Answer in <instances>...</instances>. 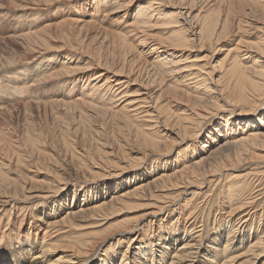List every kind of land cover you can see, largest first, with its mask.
Masks as SVG:
<instances>
[{"label":"rangeland","instance_id":"rangeland-1","mask_svg":"<svg viewBox=\"0 0 264 264\" xmlns=\"http://www.w3.org/2000/svg\"><path fill=\"white\" fill-rule=\"evenodd\" d=\"M160 1L153 0L152 3L150 1L148 3L147 0H0V172L1 175L6 176L3 180L0 177V196L3 193V197H0V264H31L32 257H35L33 255L36 253L39 255L41 251L46 249L48 252L43 256L45 262L37 264H67L66 254L75 252V248L71 245L80 240L81 237L87 240L85 238L88 235L87 233L103 231L109 227L110 223L112 226L131 217L136 219L146 209L143 208L145 207L144 204L148 205L152 202L148 198L145 201L137 198H126L127 203L132 202L133 205L136 201V204L134 203L136 207H141L138 210L129 207V210L133 209L132 211H128V208L120 209L119 212L121 210L122 212L113 214L107 220L106 217H103L105 216L103 215L104 212H102L103 214L100 212V214L91 218L89 214L75 215L59 222L55 227L48 225L50 219L60 220L72 207L78 209L85 203L90 205L94 199L111 196L115 192L122 193L140 181H148L155 173L167 170L172 172L177 167L195 165V161L204 158H207L206 163L197 167V171L202 172L203 175L196 182V186H193L186 195H182L183 197H179L180 205L176 204L168 207L170 209L168 216L166 214L163 216L166 217L165 220H162V226L164 227H161L160 231L166 235L164 237H169V241L164 238L163 243L169 242L170 244H168L169 250L166 251L165 255L162 254L161 257V253L158 251L161 247V241L156 238L151 228V226L157 227L159 220L149 225L147 222L149 219L143 218L144 221H141L145 227L148 228L149 226L145 237L137 241L134 240L135 242L129 244L128 238H136L142 233L140 230H135L136 227L132 229L134 231L125 233L122 236L115 235L103 247L98 249H96L97 246L95 247L92 255L89 256V258L95 259L91 264H119L124 253L129 256L127 264H168L177 248L179 251L183 250L182 246L185 241H190V246L197 245V247H200L194 264H223L225 261L229 264H264V247L263 253L256 258V261L248 263L245 262L248 257H244V255H247L245 250L248 248L249 242L262 236L264 232V155L252 159L245 154L239 161L234 159L235 154L234 148H231L232 146L222 149L226 141H232V132L240 129L237 124H233V126L237 125L238 127L231 128V120H233L235 113H240V108H236V112H230L231 107L228 106L217 111V114L209 117L204 123L202 134L194 136L192 133L195 134V129H189L192 130V133L189 130L187 133H182L183 131H180L183 130L182 127L179 128L173 123L178 120L179 113H183L185 109H189V113L190 110L194 111V108L196 111H200V109H204L205 105L214 109L217 101H213L215 99H211L212 96L208 92L204 93L202 90L200 93H196L192 91L193 89L189 90L191 94H201L204 97L203 102H200V104L194 101L193 97L195 96L193 95L192 101L186 96V93L185 97L181 93H175L172 90H169V94L168 91L167 94L164 93L166 96L163 99L165 102L169 100V106L171 107L167 106V108L169 107L172 116L168 114L170 120L168 119L166 124L168 123L169 127L165 123H160V126H158L159 124L156 123V125L155 122L149 120V117L143 116V114L139 115L141 116L140 119L138 117V119L128 118L132 113L122 106L124 104H122V98H124L125 93L122 89L120 95V91L112 82L111 77L115 72H119L124 62L123 57L120 56V51L122 52L120 46L130 45L131 56L141 54V60L148 61L149 65L147 64V66L149 69L145 68V65V70L141 68V71L137 65L134 66L135 68H130L128 65L130 69L128 66L126 67L125 74L130 73L133 69V73L140 74L138 77L141 78L140 82L138 81L139 84H129L127 88L129 99L135 98L134 93L140 89V86L145 87L143 83H147V81L152 82V84L149 82L150 86L153 90L158 91L179 85L181 73L173 72L174 74H169L166 73V68H160L161 65L155 67L152 62L158 55L146 54L148 50L146 45L144 47V45L138 44L139 38L149 33L152 40L160 41L162 39L168 42L169 39L167 38L173 34L174 29H177L176 26L173 27L169 24V20L172 19V16H175L172 13L176 9L171 4H166L165 8L169 10V13L166 12V16L160 14L154 16L151 19L153 27L147 26V33H144L142 29H133L131 24L134 22V16L139 13L141 8H144L145 12L150 11L156 7V4L158 6ZM213 1L197 0L195 8L202 12L204 10L203 15L209 13L210 16L213 15L212 17L218 16L219 10L222 9V18L225 16L224 14H227L226 11H229L228 5L230 3L228 2L233 0ZM99 2L103 3L99 4ZM179 2L177 1V3ZM212 2L213 4H211ZM234 2L238 3V0H234ZM243 2L259 5L257 11L253 13L255 17L247 15L244 18L254 19L258 22V25L264 24V0H244ZM173 3L174 5L177 4ZM214 3L217 4L215 6L217 11L213 7ZM209 6L211 9H208ZM111 7L114 8L110 9ZM199 10H195L194 14ZM212 11L213 14H211ZM164 22L166 26H163ZM171 22H175V19L173 18ZM230 29L231 25L229 31ZM254 30H250L248 34L240 32L232 35L228 34V36L226 32L222 41L219 40V43L214 42L213 47L208 49L203 47L199 50L197 47L199 45L192 42L186 52L187 54L190 53L192 57L200 59V63H206L208 70L213 68L216 70L209 76L210 78L207 81L209 87H214L215 82L218 84L217 77H220L221 85L223 84L222 86L226 90L224 91L225 96L235 103L241 102L239 107L250 112L248 116L252 124L247 123L246 127L256 125V129L261 126L264 129V103L262 102L260 106L253 105L255 110L250 111V107L253 106L249 103L253 104V102L244 101L243 103L238 93L236 96L237 91L235 87L233 88L234 80L226 72L228 62L232 57L231 54L226 56L228 50L239 41V36L246 38V41H257L261 33L259 31L254 32ZM134 35H138L139 38ZM115 38L116 42L113 40ZM192 46L195 47L192 48ZM118 47L119 49H117ZM263 54L252 51V56L254 55L252 60H257V67L262 68L261 66H263L264 68ZM108 57H110L109 60ZM220 62L223 63V67H221ZM105 65H108V68ZM112 65L113 67H109ZM159 74L161 76H158ZM136 75H132V79ZM154 77H158L159 80L156 79V82ZM144 79L146 81L141 83ZM160 80L161 84L158 82ZM159 85L163 87L158 89ZM231 86L232 90L230 89ZM82 91H85V93L82 94ZM172 94L173 96L175 94L174 98ZM181 96L183 98H180ZM236 97L237 99H235ZM61 98L64 102L69 101V103L53 104L54 101ZM88 103L93 106L91 105V107ZM196 103L200 106L196 105L195 107ZM242 103L247 106H243ZM201 105H203V108ZM127 107L131 109V107ZM198 107L201 108L198 109ZM151 108L153 109V105ZM79 112L81 115L78 114ZM115 114H117L116 117ZM123 114L124 116H122ZM66 118H68V122ZM125 121L130 125L126 124ZM133 121L134 123H131ZM171 121L173 122L171 123ZM68 123L71 129L68 127ZM79 124L84 128L87 127L85 129L83 127L79 128L77 126ZM143 127L144 129H142ZM165 127H168L177 135H165ZM76 128L79 129V134H77L78 129ZM244 128L245 125L242 129ZM121 130L124 131L123 134ZM137 130L156 141L159 139L157 145L158 147L160 145V147L150 146V141L138 137L140 135L137 134ZM120 131L121 133H119ZM85 134L88 135V138ZM83 135L85 136L82 137ZM91 135H93V138L99 135L97 136L99 138L95 137L94 140H91ZM127 135H130V137L128 136V138ZM192 135L193 137H191ZM181 136L182 138L185 137L182 141ZM113 137H116L117 140ZM68 139L72 142V145L69 144L70 141L68 142L69 146L66 144ZM86 139H88V142ZM95 139L97 140L95 141ZM134 140L137 142L134 143ZM98 141L99 143H97ZM103 141L108 142L106 144ZM138 141L143 142L142 144L145 141L147 142H145V146H141ZM64 142L66 146L63 145ZM117 142H120L119 145H123L122 147L125 148L122 152L119 150L122 147H118ZM100 144H102V147ZM138 144H140V147ZM147 145L150 146L149 150L146 147ZM136 146L138 147L136 148ZM142 147L146 148L143 149ZM156 148L159 150L157 151ZM97 149L102 150L101 153ZM92 152L95 155L92 154L90 159ZM258 152L261 155L264 154V152ZM80 156L82 159L83 157L86 158L85 161L84 159L82 161ZM99 156L104 158H102V162H100ZM94 157H96V161ZM90 160L94 162L91 163ZM103 160L108 161V166ZM103 163L105 164L103 168L106 170L102 168ZM223 164L225 165L223 166ZM124 165L126 167H123ZM112 168H115V170H111ZM116 168L120 169L117 170ZM102 174L103 176H100ZM237 175H240L237 178L239 179L238 183L237 179L234 181ZM6 179L7 181H5ZM10 183H12L11 186ZM16 184L18 187L31 184L41 185L44 191L48 190V194L46 197H35L34 199L25 198V194L23 196L20 194L21 198L18 195L13 198L7 196L10 197L7 199L5 195L10 192L8 187L10 186L12 190V186L17 187ZM230 186L232 188L236 186L237 189H240L234 192ZM49 187L51 190H49ZM157 193L161 195L163 192ZM166 193L177 195L174 189ZM155 195L157 194L155 193ZM184 198L187 200L185 201ZM4 200L6 201L4 202ZM248 201L251 203L246 208H251V210L243 212H249L253 220L251 219V222L246 226L247 222L242 223L243 220L240 221L243 213L231 217L230 210L231 207H236ZM143 202L145 203L143 204ZM124 209L127 210L124 211ZM241 210H245V207ZM249 219L250 217L248 221ZM134 223H131V228ZM236 224H239V228L234 232L235 236L233 238L235 240L230 248L224 252L226 240L231 233L230 230ZM46 230H48V234L44 236L43 232ZM50 235H52V238ZM101 241L103 240H98L96 243L98 244ZM150 242H153V244H149ZM152 245H155V247H152ZM151 248L153 251H151ZM140 251L144 253L140 254ZM104 254L109 256L106 260ZM110 258L112 263L109 262Z\"/></svg>","mask_w":264,"mask_h":264},{"label":"bare ground","instance_id":"bare-ground-1","mask_svg":"<svg viewBox=\"0 0 264 264\" xmlns=\"http://www.w3.org/2000/svg\"><path fill=\"white\" fill-rule=\"evenodd\" d=\"M117 1V0H115ZM149 1L152 3L153 0H147V2L149 3ZM177 1L179 3H177ZM216 2V0H214ZM213 1V2H214ZM218 1V0H217ZM236 1V0H235ZM244 1V0H243ZM243 1H239L238 0V3H235L234 0L231 1V2H228L230 3L229 6V11H226L227 14H224L225 16H223L221 18V10H219V15L216 16V17H212L213 15L210 16V14H205L204 15L202 14L204 12L203 9H206V8H203V12L197 8H195V6L197 5L196 2L197 0H161L159 3H158V6L156 4V7L154 5L155 8H152L150 11H147L145 12L144 8H141L139 10V13H137L135 16H134V22H132V27L133 29L135 30H138V29H142L144 31V33L148 31V29H146L147 26H152L153 27V24L152 23V18L154 16H157V15H161V16H166V12L169 13V10L166 9V4L168 5H172L176 11L173 12L172 14H175V16H172V19L169 20V24L170 26H173V27H177V29H174L173 31V34L168 37L167 39H169L168 42H165L164 40H160V41H155V40H152L151 39V34H146V35H143L141 36V38H139L138 35H134L136 37H138L140 40L138 41V44L140 45H146V48L148 49L146 51V54H157L158 57L156 56L155 59L153 60L152 64L157 67V65H161L160 68L162 69H167L166 70V73H181V75L179 76L180 77V82H179V85L177 84L176 87H170V88H164L162 90H153L152 89V86H150V83L152 84V82H148L147 83H143V81H146L145 79L142 80L141 83L144 84L145 87L143 86H140L138 89V91L136 93H134V96L135 98H131L129 99L127 97V94H128V91H127V88L129 87V84H139L141 78H139L138 75H136V73H133V69H131L132 71L130 73H126V67L129 65L130 68L131 67H134V66H139L140 68V71H141V68H143L145 70V68L149 69V67L147 66V64L149 65L148 61H142L141 60V54H137L136 56H131L132 54V50L130 49L131 46L130 45H126L125 47H122L120 46L122 52L120 51V56L123 57V64H122V67H120L119 69V72H115L114 75L111 77L112 78V82L114 83V86L117 87V90L120 91V95H121V90L123 89L125 95H124V98L123 101H122V104L126 103L125 105L123 104L122 106L125 107V109L129 110L132 115L128 116V118H139L141 116L139 115H142L143 116H147L149 117V120L155 122V124H159L158 126H160V123H165L168 121V119L170 120V118H168V114L171 115L172 113H170L169 111V100L167 102L164 101V96H166V92L168 91V94H169V90H172L174 91L175 93H181L183 96L185 95V93L187 94L186 96L189 97V99H192L193 96V99L194 101H197L199 104L200 102H203V99L204 97L201 96V94H191V92L189 90L193 89L192 91H195L196 93H200V91L203 90V92H208V94H210L212 97L211 99H215L213 101H217L216 104L214 105V109L209 107V106H204V109H200L201 107L203 108V105H201V107L198 109L199 110H195L194 108V111L190 110L191 112L189 113V109L188 110H184L183 113H179V117H178V120L173 123V125L177 126L180 128V126L182 127L183 130H180V131H183L182 133H187V131L192 128L195 129V134L192 133L190 130V132L194 135V136H198V135H201L202 134V130L204 129V123L208 120L209 117L217 114V111L219 110H222L225 109L226 107L230 106L231 107V111L230 112H236V108H240V113H235L234 116H233V120H231V128L235 127V126H239L240 129L236 130V132H232V141L229 142V141H226L225 144H223L222 146V149L225 148V147H228V146H232L231 148H234V154H235V158L236 160H241L243 155H249L250 158H256V157H262L264 154H260L258 151H261V152H264V129L263 127H259L258 129H256V125H253L251 127L248 126L246 127V124L249 123V124H252V121H250V118H249V113L248 111L244 110V109H241V107H239V104L241 103H235L233 101H231V99L227 98L225 96V93L224 91L225 88L221 85V80L217 77L218 81L216 84V82L214 83V87H209L208 86V79L210 78L209 76L211 74H213L212 72H216V70L213 68L212 70H208L206 67V63L203 64V63H200V59H196L195 57H192L189 54H187L186 50H189V47H190V43L192 42H196L199 50L200 49H203V47H207L208 48H211L213 47V43L215 42H218L219 40L222 41V38H224V34L226 33V35L228 36V34L232 35V34H237V33H240V32H243L245 34H248V32L250 30H254L255 31H259L261 34L259 35V39L257 41H246V38H244L243 36H239V41L237 43H235V46L230 48L227 52V55H232V57L230 58V61L228 62V69H227V73H228V76L231 77V79H233L234 81V86L233 88L235 87V90L237 91L236 92V96H237V93L238 95L240 96V99L242 100V102L244 103V101H247V102H253V104H250L249 105H256L257 106H260V104H262V102L264 103V68L263 66H261L262 68L260 67H257V60L256 61H253L252 58L254 57V55L252 56V51L253 52H260V53H264V24L261 23L262 25H258L254 19H250V18H244L245 16L247 15H253L254 12L257 11L259 5H256L255 3H250V4H246L244 3ZM105 2V1H103ZM103 2H99L100 3H103ZM146 2V3H147ZM176 5H174V3ZM210 2V1H209ZM213 2L211 4H213ZM222 2V1H221ZM221 2H219L221 4ZM117 4V2H115ZM125 3V2H124ZM173 3V4H172ZM120 4V3H118ZM208 4V3H207ZM199 5V4H198ZM217 4L214 3V9H215V6ZM222 5V4H221ZM225 5V4H224ZM204 6V5H203ZM122 7V6H121ZM170 7V6H169ZM262 7V6H261ZM261 7H260V12L262 11L261 10ZM114 7H111L110 9H113ZM151 8V7H150ZM201 8V7H200ZM208 9H211L210 6ZM228 9V7L226 8V10ZM195 10H199V12H197L196 14H194ZM217 11V9H215ZM206 11H208L206 9ZM205 11V12H206ZM211 11V10H210ZM209 11V12H210ZM215 11V12H216ZM223 11H225L223 9ZM111 13V12H110ZM213 14V11L212 13ZM223 14V13H222ZM255 17V16H254ZM173 18L175 19V22H171V20H173ZM199 18L200 19V22H199ZM166 19V18H165ZM196 19H198L197 23L195 22ZM167 20V19H166ZM262 20V19H261ZM162 21V20H161ZM258 21V19H257ZM168 22V21H167ZM262 22V21H261ZM263 22H264V19H263ZM231 25V29L229 31V27ZM155 26V25H154ZM163 26H166L165 25V22L163 23ZM162 26V27H163ZM157 27V25H156ZM148 28V27H147ZM235 29V30H234ZM133 31V30H132ZM138 32V31H137ZM143 34V33H142ZM255 34V33H254ZM227 38V37H226ZM115 40L116 42V38L113 39ZM151 40V41H150ZM159 40V39H158ZM122 43V41H120ZM219 43V42H218ZM120 44V43H119ZM122 45V44H121ZM124 46V45H123ZM195 47V46H192V48ZM110 48V47H109ZM112 48V47H111ZM115 48V47H114ZM119 49V47L117 48ZM116 49V50H117ZM111 50V49H110ZM109 50V51H110ZM113 50V48H112ZM119 52V51H118ZM111 53V52H110ZM109 53V54H110ZM113 54V53H112ZM119 54V53H117ZM116 54V55H117ZM259 54V53H258ZM111 55V54H110ZM115 55V56H116ZM264 55V54H263ZM207 56V55H206ZM99 57V56H97ZM112 57V55H111ZM114 57V56H113ZM92 58V57H91ZM110 57H108L107 59L109 60ZM118 58V57H117ZM120 58V57H119ZM93 59V58H92ZM116 59V58H114ZM121 59V58H120ZM226 59V57H225ZM119 60V59H118ZM122 60V59H121ZM221 61V60H220ZM100 62V61H99ZM105 62V61H103ZM107 62V61H106ZM111 62V61H110ZM120 62V61H119ZM224 62V61H223ZM113 63V62H112ZM111 63V64H112ZM227 63V62H226ZM99 64V63H98ZM107 64V63H106ZM218 64V63H217ZM101 65V63H100ZM104 65V64H103ZM120 65V64H119ZM146 67H145V66ZM220 65H222L221 67H223V63L220 62ZM92 66V65H91ZM106 66V65H105ZM108 66V65H107ZM106 66V67H107ZM128 66V68H129ZM218 66V65H217ZM109 67H113L112 66H109ZM145 67V68H144ZM220 67V66H219ZM108 68V67H107ZM115 68V67H114ZM129 68V69H130ZM135 68V67H134ZM226 68V66H225ZM115 70V69H114ZM117 70V69H116ZM222 70V69H221ZM226 70V69H225ZM112 71V70H111ZM149 71V70H148ZM154 71V70H153ZM122 72V73H120ZM124 72V73H123ZM137 72V71H136ZM146 72V71H145ZM151 72V70H150ZM152 73V72H151ZM173 73V74H174ZM221 73V72H219ZM136 75L135 78L132 79V75ZM144 74V73H143ZM150 74V73H149ZM142 75V74H141ZM222 75V74H220ZM122 76V77H121ZM124 76V77H123ZM158 76H161L160 74ZM168 76V75H167ZM172 76V75H171ZM222 77V76H221ZM143 78V77H142ZM151 78V76H150ZM155 78V77H154ZM224 78V77H223ZM222 78V79H223ZM148 79V77H147ZM158 79L155 78V80ZM161 79V77H160ZM228 79V77H227ZM149 80V79H148ZM154 80V81H155ZM159 80V79H158ZM166 80V79H165ZM213 80V79H212ZM139 81V82H138ZM228 81V80H227ZM157 82V80H156ZM156 82H155V85H156ZM160 82L161 84V80L158 81ZM166 82V81H165ZM232 82V81H231ZM230 82V83H231ZM149 83V85H148ZM223 83V81H222ZM225 83V82H224ZM162 84H163V78H162ZM226 85V84H225ZM231 85V84H230ZM229 85V86H230ZM168 86V85H167ZM173 86V85H172ZM227 86V85H226ZM143 87V88H142ZM155 87V86H154ZM160 85L158 86V89H159ZM163 86H161L160 88H162ZM209 89V90H208ZM229 89V88H228ZM232 90V86L230 88ZM136 90V88H135ZM134 91V89H133ZM188 91V92H187ZM234 91V89H233ZM85 93V91L83 92L82 91V94ZM131 93V92H130ZM164 93H166L164 95ZM184 93V94H183ZM229 93V92H228ZM231 93V92H230ZM234 93V92H233ZM89 94V93H87ZM123 94V93H122ZM69 95V94H68ZM171 95V93H170ZM179 95V94H178ZM191 95V96H190ZM193 95V96H192ZM130 96V95H128ZM133 96V95H132ZM173 96V94H172ZM171 96V97H172ZM175 96V94H174ZM173 96V98H174ZM180 96V95H179ZM230 96V95H229ZM233 96V95H232ZM127 97V98H125ZM178 97V96H177ZM185 97V96H184ZM220 97V98H219ZM235 97V96H234ZM172 98V99H173ZM176 98V97H175ZM180 98H183L182 96ZM239 98V97H238ZM63 98H61L60 100H57V101H54L53 104H67L69 103L68 102H64L62 100ZM121 99V100H122ZM184 99H187V98H184ZM183 99V100H184ZM192 99V101H193ZM210 99V98H209ZM237 99V97L235 98ZM182 100V99H181ZM188 100V99H187ZM153 101V102H152ZM189 101V100H188ZM211 101V100H210ZM236 101V100H234ZM154 104H152V103ZM165 102V103H163ZM246 102V103H247ZM255 102V103H254ZM261 102V103H259ZM92 103V102H91ZM191 103V102H190ZM195 103V102H193ZM198 103H196L194 106L196 107V105H199ZM212 103V101H211ZM242 105L245 107L247 106L246 104H243ZM50 104V103H49ZM90 105V103H88ZM153 105V109L151 108V106ZM203 104H206V103H203ZM209 104V103H208ZM92 105V104H91ZM90 105V106H91ZM193 105V104H192ZM93 106V105H92ZM91 106V107H92ZM127 106L131 107L128 108ZM167 106H169L167 108ZM200 106V105H199ZM241 106V104H240ZM95 107V105H94ZM244 107V108H245ZM89 108V107H88ZM156 110H155V109ZM243 108V107H242ZM90 109V108H89ZM109 109V108H108ZM254 111L255 110V106L253 107H250V111ZM110 111V110H109ZM203 111V112H202ZM226 111V110H225ZM229 111V110H228ZM99 112L102 113V111L99 110ZM108 112V111H107ZM113 112V111H112ZM116 112V111H115ZM114 112V113H115ZM76 113V112H75ZM87 113V111H86ZM111 113V111H110ZM80 114V112L78 113ZM127 114V113H126ZM74 115V114H73ZM72 115V116H73ZM81 115V114H80ZM90 116V115H89ZM117 116V114H115V117ZM124 116V114L122 115ZM132 116V117H131ZM172 116V115H171ZM229 116H231L229 114ZM60 117V116H59ZM146 117V119H147ZM82 118V117H81ZM125 118V117H124ZM137 118V119H138ZM143 118V117H142ZM59 119V118H58ZM67 119V122H68V118ZM65 119V120H66ZM123 119V118H122ZM127 119V117H126ZM125 119V120H126ZM140 119V118H139ZM175 119V117H174ZM62 120V119H61ZM64 120V121H65ZM79 120H80V117H79ZM143 120V119H142ZM148 120V121H149ZM228 120V119H227ZM88 121V120H87ZM131 121V120H130ZM89 122V121H88ZM173 121H171L172 123ZM66 123V122H65ZM126 123V121H125ZM131 123H134L131 122ZM140 123V122H139ZM144 123V121H143ZM63 124V123H62ZM67 124V123H66ZM77 124V122H76ZM126 124H129L130 123H126ZM156 124V125H157ZM168 124V123H167ZM166 124V125H167ZM233 124H237L235 126H233ZM74 125V124H73ZM84 125V124H82ZM121 125V124H120ZM151 125V124H150ZM245 125V128H243V126ZM79 128L80 127H83L81 126V124L77 125ZM126 126V125H124ZM133 126V125H132ZM136 126V125H135ZM153 126V125H152ZM168 126V125H167ZM237 126V127H238ZM259 126V125H258ZM58 127H60L58 125ZM68 127H69V123H68ZM67 127V129H68ZM87 127V126H86ZM85 127V128H86ZM119 127V126H118ZM154 127V126H153ZM169 127V126H168ZM168 127H165L164 129V134L165 135H172V134H175L177 135V133H174V131H171V129H169ZM70 128V127H69ZM84 128V127H83ZM84 128V129H85ZM127 128H128V125H127ZM134 128V127H133ZM148 128V127H147ZM158 128V127H157ZM61 129V127H60ZM71 129V128H70ZM78 129V128H76ZM82 129V128H81ZM83 129V130H84ZM129 129V128H128ZM135 129V128H134ZM144 129V127L142 128ZM141 129V130H142ZM146 129V128H145ZM242 129V130H241ZM62 130V129H61ZM119 130V129H118ZM152 130V129H151ZM162 130V129H161ZM177 130V129H176ZM68 131V130H67ZM122 131V130H121ZM121 131L119 133H121ZM130 131V130H129ZM133 131V129H132ZM144 131V130H143ZM179 131V133H180ZM193 131V132H194ZM197 131V132H196ZM64 132V131H63ZM77 132V131H76ZM83 132V131H82ZM98 132V131H97ZM124 131H122V134H123ZM127 133H129L127 130H126ZM69 133V132H68ZM71 133V132H70ZM81 133V131H80ZM100 133V132H99ZM118 133V132H117ZM147 133V132H146ZM65 134V133H64ZM79 134V129H78V133ZM82 134V133H81ZM90 134V133H89ZM93 134V132H92ZM125 134V133H124ZM134 134H135V131H134ZM133 134V135H134ZM137 134L140 135L138 137H141L143 139H147L148 141L151 142V144L149 143L150 146L152 147H158L157 144H159L158 140L156 141L155 139H153L152 137H147L143 134V132H141L140 130H137ZM137 134H136V139H137ZM67 135V134H65ZM87 135V134H85ZM85 135H83L82 137H84ZM100 135V134H99ZM97 135V136H99ZM114 135V134H113ZM132 135V136H133ZM150 135V134H149ZM193 135L191 137H193ZM69 136V134H68ZM79 136V135H78ZM81 136V135H80ZM93 135H91L92 137ZM95 136V137H97ZM123 136V135H122ZM126 136V135H125ZM130 137V135H127V137ZM179 136V135H178ZM185 136V135H184ZM63 137V136H61ZM94 137V138H95ZM106 137V136H105ZM124 137V136H123ZM128 137V138H129ZM154 137V136H153ZM30 138V137H29ZM88 138V135L87 137ZM94 138L92 137L91 140H94ZM99 137H97L98 139ZM101 138V137H100ZM104 138V137H103ZM110 138V137H109ZM116 139V137H113V139ZM126 138V137H125ZM133 138V137H132ZM130 138V139H132ZM135 138V137H134ZM152 138V139H151ZM188 138V137H187ZM195 138V137H194ZM193 138V139H194ZM202 138V137H201ZM66 139V137H65ZM95 139V141L97 140ZM105 139V138H104ZM121 139V138H120ZM127 139V138H126ZM157 139V138H156ZM185 139V137L182 138L181 136V141ZM229 139V138H228ZM80 140V138H79ZM84 140V139H83ZM87 142H88V139H86ZM90 140V142H91ZM140 140V139H138ZM63 141H64V138H63ZM70 140L68 139V141H66L68 144ZM119 141V140H118ZM123 141V140H121ZM142 141V140H141ZM141 141L139 143H141ZM102 142V140L100 141V143ZM105 142V141H103ZM108 142V141H106ZM105 142V143H106ZM137 142L136 140H134V143ZM147 142V141H145ZM144 142V144H146ZM71 143L72 145V142L70 141L69 144ZM96 143V142H95ZM94 143V144H95ZM99 143V141L97 142ZM96 143V145H98ZM116 143V142H115ZM118 143V142H117ZM120 143V142H119ZM118 143V147L120 146ZM130 143V142H129ZM143 143V142H142ZM141 143V146H143L144 144ZM65 142L63 145H65ZM68 144V146H69ZM90 144V143H89ZM92 144V142H91ZM107 144V143H106ZM103 143V145H106ZM133 144V142H132ZM70 145V146H71ZM95 145V147H97ZM101 147H102V144H100ZM134 145V144H133ZM137 145V144H136ZM64 146V147H65ZM85 146V145H84ZM92 145H90L91 147ZM107 146V145H106ZM105 146V147H106ZM123 146V145H122ZM120 146V147H122ZM132 146V145H131ZM138 146L140 147V144H138ZM136 146V148L138 147ZM145 146V145H144ZM149 146V147H150ZM35 147V146H34ZM86 147V146H85ZM125 147V146H124ZM147 149L149 148L148 145L146 146ZM145 147V148H146ZM36 148V147H35ZM89 148V147H88ZM93 148V147H91ZM107 148V147H106ZM117 148V147H116ZM127 148V147H126ZM143 148V147H142ZM141 148V149H142ZM143 148V149H145ZM156 150L158 151L159 149ZM220 148V147H219ZM90 149V148H89ZM102 149V148H101ZM103 149H105L103 147ZM102 149V150H103ZM125 149V148H120L119 150H122ZM153 149V148H152ZM82 150V149H81ZM80 150V151H81ZM88 151V149H86ZM99 150V149H97ZM96 150V151H97ZM102 150H99L100 153ZM149 150V149H148ZM162 150V149H160ZM37 151V150H36ZM84 151V150H83ZM82 151V152H83ZM91 151V149H90ZM94 151V150H92ZM105 151V150H103ZM107 151V150H106ZM151 151V150H150ZM149 151V152H150ZM164 151V150H162ZM34 152V151H33ZM74 152V151H73ZM95 152V151H94ZM109 152V151H108ZM107 152V153H108ZM120 152V155L122 154ZM126 152V150H125ZM138 152V151H137ZM75 153V152H74ZM84 153V152H83ZM82 153V154H83ZM97 153V152H96ZM99 153V155H101ZM103 153V152H102ZM106 153V152H105ZM106 153V154H107ZM110 153V152H109ZM113 153H115L113 151ZM151 153V152H150ZM206 153V152H205ZM32 154V153H31ZM92 154L95 155L93 152L91 153V156H90V159L92 157ZM118 154V153H117ZM75 155V154H74ZM73 155V157H74ZM124 155H126L124 153ZM211 156V154H209ZM219 155V154H218ZM77 156H78V152H77ZM84 156L86 157V155L84 154ZM97 156V154H96ZM119 156V155H118ZM209 156V157H210ZM230 156V155H228ZM232 156V155H231ZM89 157V156H88ZM87 157V160L89 159ZM205 157V156H204ZM76 158V157H75ZM74 158V159H75ZM81 158V156H80ZM79 158V159H80ZM96 157H94L95 159ZM100 158V156L98 157ZM102 156H101V161L100 159H98V161L102 162ZM211 158V157H210ZM249 158V157H248ZM82 159V158H81ZM84 161L86 158H84ZM82 159V161H83ZM93 159V158H92ZM104 159V158H103ZM21 160V159H20ZM73 160V159H72ZM22 161V160H21ZM81 161V160H80ZM91 161V160H90ZM96 161V159H95ZM105 161V160H103ZM207 161V158H204L203 160L199 159L198 161H195L194 164L195 165H189V166H183V167H180V168H176L174 169L172 172H169L168 170L167 171H163V172H158V173H155V175L149 179L148 181H140L139 183H136L135 185L131 186L130 188H128L127 190L123 191L122 193H118V192H115L114 194H112L111 196H104L103 198H99V199H94L93 202H91L92 204H89L90 205H87V203H85V205H82L80 208L76 209V207H72L70 208L66 215L60 219V220H56V219H50L49 221V224L48 225H53L54 227L58 225L59 222L63 221V220H66V219H69L70 217L72 216H75V215H79V214H89L90 215V218L91 217H95L96 215L100 214V212H104L103 217H106V220L107 218L109 219L110 217H112L113 214H118L119 210L120 209H123V208H128V211H132L133 209H130L129 210V207L130 208H135V210L141 206H139L138 208L136 207V201L133 203L132 205V202H128L125 201L126 198H137V199H140V200H146L147 198L150 199V202L152 203H149L148 205L144 204L145 202H143L144 206L143 208H146L143 213L141 215H139L138 217H136V219H133L132 217L131 218H128L127 220H124V221H119L118 223H116L115 225H112L111 226V223L109 225V227L105 228V230L103 231H93V232H90V233H87L88 235L85 236V238H87V240L83 239V237H81L80 240L76 241L73 245H71L73 248H75V252L72 253V254H66L67 255V264H91L95 261V259H92L91 257L89 258L90 255H92L93 253V250L95 249V247L97 246L96 249L98 248H101L103 247L106 242H108V240L110 238H113L115 235H118V236H122L123 234H127L131 231H134L132 230L134 227L135 230H140L142 233L141 235L139 234L138 237L136 238H128L129 239V244H132V242L135 240L137 241L138 239H142L143 237H145V233H147L146 230L149 229V226L148 228L145 227V225L143 224V222L141 220L144 221L143 218H148L149 221L148 224L150 225V223L152 224L153 222L155 221H158L159 224L157 225V227H152V231L155 233L156 235V238L161 241V247L159 248V252L161 253V257H162V254L165 255L166 254V251L169 250V247H168V244L169 242L167 243H163V240L164 238L166 239V241H169V237H164V233H162L161 230V227H164L162 226V220H165V217H163L165 214L168 216L169 214V211L170 209L168 207H171V206H174L176 204L180 205L181 201L179 200V197H181L182 195H186L187 192L189 190H191V188L194 186H196V182L198 181V179L203 175L202 172H199L197 171V167L205 164ZM230 161V160H229ZM232 161V159H231ZM72 162V161H71ZM74 162V160H73ZM72 162V163H73ZM77 164H78V161H76ZM94 162V161H91V163ZM108 162V161H107ZM107 162L105 161L104 163H106V166L107 165ZM212 162V161H211ZM21 163V162H20ZM103 163V167H105V164ZM19 164V163H18ZM216 164V163H215ZM79 165V164H78ZM93 165V164H92ZM97 165V164H95ZM99 165V164H98ZM110 165V164H109ZM113 165V164H112ZM217 165V164H216ZM225 164H223L224 166ZM128 166V165H127ZM195 166V167H194ZM98 167V166H97ZM123 167H126L125 165ZM121 166V168H123ZM104 170H106L105 168H103ZM115 170V168H112L111 170ZM117 169V168H116ZM120 169V168H118ZM117 169V170H118ZM226 169V168H225ZM234 169V168H233ZM99 170V169H98ZM103 170V171H104ZM109 170V169H107ZM73 171V170H72ZM110 171V170H109ZM108 171V172H109ZM221 171V170H220ZM212 172V170H211ZM105 174V172H103ZM110 173H112L110 171ZM205 173V172H204ZM214 173V172H213ZM114 174V173H112ZM110 174V175H112ZM225 175V174H224ZM100 176H103L100 175ZM106 176V175H104ZM220 176V175H219ZM236 176V175H235ZM234 176V177H235ZM240 176V175H239ZM237 175V177L234 179V181L239 177ZM0 177L3 179L6 178V176H4L3 174L1 175V172H0ZM244 177V176H243ZM248 177V176H247ZM241 178V177H240ZM246 178V177H245ZM244 178V179H245ZM9 179V177H8ZM249 179V178H248ZM229 181L231 179H228ZM238 180L237 179V183H238ZM246 180V179H245ZM1 181V180H0ZM7 181V179L5 180ZM221 181V180H220ZM14 182H15V179H14ZM224 182V181H223ZM2 183V182H1ZM5 183V182H4ZM225 183V182H224ZM234 183V182H233ZM244 183V181H243ZM246 183V182H245ZM12 183H10V186H11ZM14 184V183H13ZM223 184V183H222ZM228 184V183H227ZM230 184V183H229ZM235 184V183H234ZM9 185V183H8ZM8 185H6L8 187ZM240 185V184H239ZM10 186L8 187V190L10 192H6L7 195H5L6 197L7 196H10L11 198L15 197V196H18L20 194H25V198H35V197H46L47 196V191H44V189L42 188L43 186L41 185H34V184H31V185H21V186H16L13 189L11 190L10 189ZM227 186V185H226ZM1 187V186H0ZM5 187V186H4ZM2 187V188H4ZM225 187V185H224ZM231 187V186H230ZM48 189V187H46ZM45 188V189H46ZM232 188V187H231ZM239 188V187H238ZM7 189V188H6ZM176 190V193L177 195H168L166 192L171 190L173 191ZM235 191H238L239 189H237L236 186H234L232 188ZM231 189V190H232ZM7 190V191H8ZM49 190L50 187H49ZM247 190V189H246ZM51 192V191H50ZM157 192H163L161 195H159ZM230 192V191H229ZM2 193V192H1ZM155 193L157 195H155ZM169 193V192H168ZM3 194V193H2ZM1 194V196H2ZM0 196V197H1ZM182 196V197H183ZM3 197V196H2ZM9 197V198H10ZM107 197H110V198H107ZM7 197V199H9ZM20 198H21V195H20ZM19 198V199H20ZM24 198V197H23ZM249 198V197H248ZM6 199V200H7ZM17 199V198H16ZM183 199V198H182ZM4 200V202L6 201ZM23 200V199H22ZM25 200V199H24ZM131 200V199H130ZM133 200V199H132ZM153 200V201H151ZM185 200V198H184ZM187 200V199H186ZM185 200V201H186ZM191 200V199H190ZM238 200V199H237ZM236 200V201H237ZM252 201V200H251ZM31 202V201H30ZM148 202V201H147ZM140 202L138 201V204ZM245 203V202H244ZM242 203L236 207H231V210H230V215L231 217H234L240 213H243L242 216L243 217H239L240 218V221L243 220L242 223L244 222H247L246 223V226L249 224V222H251L250 220L253 218L251 216V214L249 212H243V211H249V209L251 210V208H248L249 205H250V201L246 202L245 204ZM120 204V205H119ZM142 204V203H141ZM118 205V206H116ZM232 205V204H231ZM248 205V207L246 208V206ZM120 206V207H119ZM188 206V205H187ZM245 207V210H241L242 208L244 209ZM229 208V207H228ZM127 210V209H124V211ZM123 211V212H124ZM88 212V213H87ZM122 212V210L120 211ZM119 212V213H120ZM111 215V216H110ZM241 215V214H240ZM255 215V214H254ZM101 216V215H100ZM261 216V215H260ZM250 217L249 221H248V218ZM40 218V217H39ZM42 219V218H41ZM105 220V219H104ZM253 220V219H252ZM137 221V222H136ZM136 224H135V223ZM106 223V222H105ZM131 223H134V226L131 228ZM253 223V221H252ZM94 224V223H93ZM103 224V223H102ZM143 224V225H142ZM236 225H238L236 227ZM236 225H233L232 229L230 230V234L226 240V245L224 247V252L226 250H228L231 246V244L234 242L235 238H233V236H235V230L237 228H239V224H236ZM48 228V227H47ZM92 229V228H91ZM55 230V229H54ZM53 230V231H54ZM57 231V229H56ZM87 231H91V230H87ZM52 230L50 231V234H51ZM44 233V236L48 234V230H46ZM84 233V232H83ZM55 234V233H54ZM54 234H52L54 236ZM52 235L51 238H52ZM43 236V238H44ZM49 236V237H50ZM141 236V237H140ZM166 236V235H165ZM48 237V236H47ZM140 237V238H139ZM150 237V236H149ZM152 237V236H151ZM91 240H89V239ZM118 238V237H117ZM94 239V240H92ZM98 240H103L101 242H99L98 244L96 242H98ZM51 241V240H50ZM134 241V242H135ZM97 244V245H96ZM149 244H153V242H150ZM170 245V244H169ZM195 248V250H193V248ZM44 247V246H43ZM43 247L41 248V250L43 249ZM152 247H155V245H152ZM189 247V248H188ZM263 247H264V232H263V235L262 236H259L257 237V239L255 238L254 240H251L249 242V245H248V248L245 250V253H247V255H244L248 257V259L245 261V262H248V263H252L253 261H256V258H258L260 256L261 253H263ZM70 248V247H68ZM183 250H178V248L175 250L174 252V255L172 256V259L170 260V262H168V264H194L195 263V260H196V256H197V252L199 250V246L197 247V245H191L190 246V241H185L184 242V245L182 246ZM152 249V248H151ZM214 249V248H212ZM219 249V248H218ZM142 251V250H141ZM140 251V254H143L144 252H141ZM153 251V249L151 250ZM47 249L46 250H43L41 251V253L39 255H37V253L33 256L35 257H32L30 263L31 264H37V263H40V262H45V259L43 258V256L45 255V253H47ZM200 252V251H199ZM244 253V252H243ZM104 259L106 260L109 256L105 255L104 254ZM143 256V255H142ZM84 257V258H83ZM153 258H154V255H153ZM206 258V257H205ZM211 259V258H210ZM112 259L110 258L109 262L112 263L111 261ZM129 260V256H127L125 253L124 255L121 257L120 261H119V264H127ZM160 260H162L160 258ZM227 261H225L224 263L226 264ZM223 263V264H224ZM51 264V263H49ZM94 264H97V263H94ZM227 264H229L227 262Z\"/></svg>","mask_w":264,"mask_h":264}]
</instances>
